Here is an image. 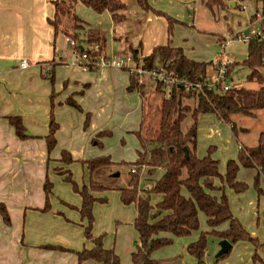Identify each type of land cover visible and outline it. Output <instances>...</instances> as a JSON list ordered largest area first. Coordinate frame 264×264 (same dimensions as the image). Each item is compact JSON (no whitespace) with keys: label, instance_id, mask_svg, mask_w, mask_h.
I'll return each mask as SVG.
<instances>
[{"label":"crops","instance_id":"crops-1","mask_svg":"<svg viewBox=\"0 0 264 264\" xmlns=\"http://www.w3.org/2000/svg\"><path fill=\"white\" fill-rule=\"evenodd\" d=\"M55 1L57 0H0V203L5 204L11 219V225L6 226L0 216V264H79L74 253L44 247L58 246L72 251L94 247V243L85 237L87 221L82 220L78 211L82 205L80 195L73 197L66 190V199L55 197L59 194L53 185L50 210L43 212L46 206L45 181L47 176L50 180L53 174L70 172L69 168H75V162L94 158L91 147L94 145L93 140L102 142L101 138L106 137V134L100 135L102 132L106 133L103 122V115L106 114V79L123 80L124 90L119 91L123 94L120 96L123 99L128 100L133 95L128 93V88L130 68H133L129 64L136 62L134 54L128 57L130 63L122 69L100 66L86 72L81 67L71 65L74 52L67 39L74 40L72 36L76 34L75 22L70 15L61 16L60 28L56 32L50 23L56 13ZM148 3L154 10L183 21L188 0H148ZM235 6L234 3L232 7ZM138 7L142 9L139 5ZM73 13L80 20L76 23L78 26L103 32L100 23V19H103L108 26H113L114 40H128L127 34L124 38L116 35L115 28L118 24L114 23L110 13L94 16L80 2H76ZM144 13L142 19L133 22L135 25L139 24L140 29L148 36L147 41L145 38L140 42V50L135 53L137 56L140 54L138 58L141 61L150 56L154 48L166 45L171 39L167 19L158 17L153 12ZM95 21L97 24H93ZM128 21L130 19L127 14V20L123 23ZM84 40L83 36L75 43L82 48ZM225 40L226 37L220 39V43ZM172 45L183 49L179 44ZM132 48L130 45L129 49ZM185 55L191 59L186 53ZM106 56L111 60L107 51ZM23 60L28 62V67H21ZM108 69L111 70L110 74L106 72ZM53 93L56 95L52 103ZM68 100L79 105L82 111L69 106L66 103ZM261 111L263 110L259 112ZM52 113L59 129L56 134L57 146L48 154L45 138L49 135ZM87 114L91 115V121L89 127L85 128ZM206 115H201L200 119ZM210 115L223 122L217 115ZM14 116L22 118L28 139L22 140L16 135L8 120ZM99 116L101 117L98 119ZM240 116L232 117L235 125V119ZM64 151L71 155L73 164L66 165L62 162ZM205 155L198 153L200 157ZM252 171L257 173L256 170ZM92 194L98 199L106 200L105 203L94 204L93 237H102L104 248L113 250L119 256L121 264H132V258L130 261L128 256L131 248L125 249L124 246L133 245V241L127 240L123 244L116 239L112 241V233L106 236V223H99L102 218H106V193ZM117 196H120L121 201V192L113 198ZM160 200L161 196L153 198L154 203ZM122 204V201L117 203L114 200L112 209L118 212L115 218L123 220H119V223L134 226L136 206L132 204L134 210L130 205ZM231 210L234 217L242 223L234 208ZM254 236L259 238L258 235ZM138 245L139 242L134 243L135 249ZM236 246L242 248L246 256L245 259L240 257L237 263L251 264L255 249L239 242L232 244V250ZM133 252L135 251L131 255ZM187 254L189 255L188 252ZM261 258L264 261V256ZM193 259L196 261L194 257ZM83 264L100 263L90 260Z\"/></svg>","mask_w":264,"mask_h":264},{"label":"trees","instance_id":"trees-1","mask_svg":"<svg viewBox=\"0 0 264 264\" xmlns=\"http://www.w3.org/2000/svg\"><path fill=\"white\" fill-rule=\"evenodd\" d=\"M241 3L250 1L260 4L257 13L264 15V0H238ZM76 2L82 3L96 14L110 13L115 24L127 20L128 7L123 0H57L54 2L56 13L50 23L56 32L60 28L61 16L72 14L79 22V18L73 13ZM138 5L146 12H153L166 17L169 28L168 35L171 38L173 26L178 20L171 18L162 12L154 10L148 0H137ZM206 7L214 13L215 9H225L224 0H206ZM238 7V6H237ZM72 11V12H71ZM255 16L252 17V20ZM264 35V22L262 24ZM76 34L74 41L79 40L80 33L85 40L82 48L78 46L81 54H87L90 71L96 69L101 59H107L105 33L82 26H74ZM134 60L139 62L134 54ZM142 67L145 69H163L166 74L178 77L189 83H203L209 76L213 63L197 62L188 58L183 49L172 45L171 39L166 45L154 48L150 56L142 59ZM235 64L229 68V73ZM250 73L247 76L249 82H256L258 90L231 87L223 92L220 87L216 90L204 87L203 92L195 89L187 90L182 84L172 87L168 97L163 98L160 107V123L155 139H148L142 133L136 137L140 143L137 151V160L130 166V180L124 189H120L121 201L124 205L134 204L137 209V218L134 227L139 235V245L132 253V264H160L151 255L154 251L172 245L173 238L162 237V234L170 233L172 237H188L200 230L199 215L203 213L206 223L211 229L210 233H201L199 238L188 245L187 252L196 259L197 264H207L205 257L208 251V236H214L220 241L227 240L232 244L238 242L251 243L255 249L253 262L264 264L259 252L264 253V243L254 238L234 217L226 188L237 194L248 190V185L238 180L240 167L257 171L255 184L258 187L259 180L264 176V131H262L255 147L242 146L239 149L238 160H230L227 163L226 173L222 175L219 170L220 163L213 158V148L207 150L203 157L198 156V125L201 115L215 114L225 124L230 125L233 133H237V126L232 122V117L241 115L245 117H257V112L264 109V38L250 37L247 43V58L242 62ZM132 75V74H131ZM163 85L157 84L156 90L163 91ZM137 90L144 96L145 86L139 85L135 76H130L129 92ZM51 96V101L55 97ZM78 111L82 108L75 102H66ZM14 127L16 135L22 139H28L21 117L8 118ZM91 115H86L85 128L89 127ZM191 121L185 130L184 127ZM187 123V124H186ZM49 135L45 138L48 154L56 148V134L59 129L53 113L50 117ZM108 133H100V135ZM100 145L96 139L93 143ZM50 161V160H49ZM62 162L66 165L74 163L71 155L64 151ZM87 166L90 173L88 186L80 188L72 174L65 180L73 186V190L82 198V205L78 209L82 220L87 221L85 237L94 243L92 249L84 248L80 251H72L58 246H45V249L74 253L79 264L87 261H95L100 264H121L119 256L113 251L104 248L103 238H94L92 228L94 224V204L105 203V199H98L92 193L106 191V186L100 185L94 180V174L102 171L103 167L112 164L110 157H97L81 161ZM135 169L133 173L132 170ZM145 169L150 177H155L160 171L162 175L154 179L151 184L142 187L141 171ZM59 171V170H56ZM62 174L68 172H60ZM150 186L149 189L146 187ZM53 184L47 176L45 181L46 206L43 212L50 210V195ZM154 196H161L157 203L153 202ZM0 216L6 226L11 225V219L5 204L0 203ZM227 226L224 229V226ZM231 253V252H230ZM229 253V254H230ZM229 254L216 260V263L226 258Z\"/></svg>","mask_w":264,"mask_h":264},{"label":"rangeland","instance_id":"rangeland-1","mask_svg":"<svg viewBox=\"0 0 264 264\" xmlns=\"http://www.w3.org/2000/svg\"><path fill=\"white\" fill-rule=\"evenodd\" d=\"M123 1L128 6L127 14L130 21L125 24H118L115 31L116 35L123 38L127 34L128 40H114L113 35L115 34H112L113 26H108L103 19H100L105 36L107 34L106 51L111 59H108V61L116 59L127 61L128 57L140 50V42L144 41L145 38L146 41L148 39V36L140 29L139 24L135 25L133 23L145 16L144 11L138 7L136 0ZM205 2L206 0H188V4L185 5L184 9V20L178 21L173 26L172 44L182 46L185 53L195 61L215 62L209 73V78L212 79L216 74V63L221 52L220 39L226 37L227 40H234L227 49V59L231 62L230 67L232 64L235 65L228 75L226 85L258 90L259 85L256 82L247 80L250 71L242 65L247 56V43L244 42L243 38H239L244 36L249 26L252 25L251 23L257 21V17L254 20H252V17L261 8L260 4L256 5L250 1L241 3L238 0H224L225 9L216 8L214 13H212L206 7ZM232 3H235L236 6L232 7ZM242 6H246L244 10L241 8ZM85 10L94 16H100L87 7H85ZM70 16L75 22L74 25H78L73 15L70 14ZM157 16L160 17L159 15ZM161 17L166 19V17ZM86 24L89 25L88 23ZM93 24H97V21ZM177 27L178 29H176ZM80 35L79 40L81 37L83 38V35ZM130 45L133 46L132 49H129ZM139 56L140 54H138ZM136 62H129V65L133 68L142 67L141 61L138 64ZM106 72L110 74L111 70L108 69ZM131 76H135L139 85L145 86L144 91L146 92H144V96L142 97L135 90L132 92L128 91L129 94H133L132 97L128 100L123 99L120 97L123 94L119 93V91L124 90L123 80L113 79L107 81L106 79V114L103 115V122L108 135L103 139L101 138L102 142H100V145L93 143L94 145L91 147L94 152V158L110 157L113 162L103 167L102 171L94 174V180L108 188L106 191L97 192L106 193L108 197L106 218H102L99 223H106V236L112 233V241L116 239L117 242L120 241L122 244L127 240L133 241V245L124 246L125 249L131 248L132 252L136 250L134 243L139 242L138 232L133 225L119 223L120 219L115 218L118 216V212L112 209L114 200L117 203L121 201L120 196H117V198L113 197L120 192V189L126 188L130 180V166L128 164L137 160V150L140 144L136 134L142 133L148 139L156 138L160 123L161 102L163 98L167 97L168 92L165 91L164 87L163 91H157V84L150 79H146L144 85L139 83V78L133 72ZM235 121L238 128L236 134L233 133L230 125H226L210 114L200 119L198 125V153L205 155L207 149L212 147L213 158L219 161V170L222 175L226 173L228 161L238 160L239 146L255 147L257 145L258 136L264 131V109L261 112H257L256 118L240 116ZM190 124L191 121L184 129L186 130ZM74 166L75 168H69L73 180L77 182L80 188L85 185L88 186L90 173L87 166L81 161L75 162ZM252 170L240 167L238 173L239 181L248 185V190L242 193L243 195H236L237 193L229 188H226V195L231 208H234L235 214L242 221L244 228L254 238H256L254 235H258L259 238L257 239L260 242H264V176H261L259 180V189L262 190V193H259L255 184L257 173L254 174ZM68 175L69 172L62 175L56 173L51 176L50 181L55 185L59 194L55 197L66 199L65 197L68 195L66 190H69L70 195L73 197L79 196L73 190V186L65 180ZM161 175L162 172L160 171L155 177H150L146 170L142 169L140 184L144 187L147 184H151L154 179H158ZM156 197L154 196L153 198L155 199ZM129 207L135 208L133 205ZM126 220L127 218H125ZM199 220L200 230L199 232H194L191 236L175 238L170 233L162 234V237L173 238V243L154 251L151 257L159 261L160 264H197V261L190 254V256L187 254L186 248L189 244L196 241L202 232H211L203 213H200ZM220 242L216 237L208 236V251L205 257L207 264H238L237 261L240 257L246 258L244 256L245 251L236 246L226 258L216 263V256L220 251ZM244 243L250 245L251 248L253 247L251 243ZM131 252L128 254L130 261ZM259 254L264 256L263 252H259ZM251 264L261 263H254L252 260Z\"/></svg>","mask_w":264,"mask_h":264},{"label":"built area","instance_id":"built-area-1","mask_svg":"<svg viewBox=\"0 0 264 264\" xmlns=\"http://www.w3.org/2000/svg\"><path fill=\"white\" fill-rule=\"evenodd\" d=\"M246 6H242L241 8L244 10ZM254 19L257 17V21L251 23L252 25L249 26V34L248 36H243V40H245V43H248V40L250 37H258V38H264L263 31H262V24L264 22V15L260 13H256L254 15ZM253 19V20H254ZM240 38V39H241ZM69 44L71 45L73 52H74V60L71 62L72 66L75 67H81L84 71L89 72L90 67L88 65V58L87 54H81L78 51V45L75 43L74 40L67 39ZM233 40H225L220 43V56L219 60L216 63L217 69H215V76L210 79L209 76L205 79L203 83H189L185 80H182L178 77H174L171 75L166 74V72L163 69L158 70H151V69H145L143 67H136V68H130L131 74L132 72L134 75H136L139 78V83L145 85V80L150 79L156 84H162L165 88V91L168 92L167 97L170 94V91L172 87L176 84L184 85L187 90L189 89H195L199 92L204 91V87L216 90L218 87L221 88L223 92L228 91L231 87L226 85V81L228 80V71L230 68L231 62L227 59V49L232 44ZM130 60L124 61V60H113L108 61V59H101L98 68L101 66V68L109 67V68H126L128 66V63ZM29 64L26 60H23L21 62V67L26 68ZM241 146H239L240 149ZM132 172H135V169L132 170ZM150 186L146 187V189H149Z\"/></svg>","mask_w":264,"mask_h":264},{"label":"water","instance_id":"water-1","mask_svg":"<svg viewBox=\"0 0 264 264\" xmlns=\"http://www.w3.org/2000/svg\"><path fill=\"white\" fill-rule=\"evenodd\" d=\"M231 6H234V4H231ZM249 30H247L244 34V36H248ZM232 251V243H230L227 240H223L220 242V251L218 252L216 259H220L221 257L229 254Z\"/></svg>","mask_w":264,"mask_h":264}]
</instances>
